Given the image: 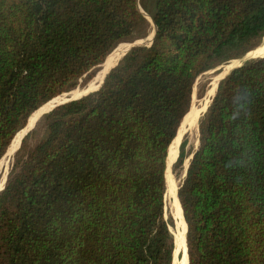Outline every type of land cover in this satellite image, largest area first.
Instances as JSON below:
<instances>
[{"label": "trees", "instance_id": "1", "mask_svg": "<svg viewBox=\"0 0 264 264\" xmlns=\"http://www.w3.org/2000/svg\"><path fill=\"white\" fill-rule=\"evenodd\" d=\"M143 7L153 44L45 115L47 135L10 172L0 264H174L171 146L198 79L263 44L264 0ZM148 29L140 0H0V161L32 114ZM192 155L177 191L187 264H264V57L220 82Z\"/></svg>", "mask_w": 264, "mask_h": 264}, {"label": "rangeland", "instance_id": "2", "mask_svg": "<svg viewBox=\"0 0 264 264\" xmlns=\"http://www.w3.org/2000/svg\"><path fill=\"white\" fill-rule=\"evenodd\" d=\"M143 5H146V7H148V10H152V8H153V0H140V10L142 11L143 14L145 13V15L147 17V21L149 22V29H148L147 36L145 38H140V40L138 41V43L141 44L142 46H146L149 43H151L152 38H151L150 41H149V38H150L151 35L153 37V34L154 33L152 31L155 32V28H153V26H152V19L149 16L150 14L145 11ZM263 43H264V41H263ZM131 45H132V41L122 43L111 54V56L108 59L107 65H108V63H110V67L113 66V65H115L117 63V61L123 56L124 50L127 49V48H130ZM254 57H258V56H254L252 54V56L248 55V56H246V57H244L242 59L233 60V61H231L229 63H226V64H223L220 67H218V68H216V69H214V70H212V71L204 74L203 76H201L198 79V81H197V83L195 85V89H194V103L196 102V105L199 108H201V106L203 105V101L205 100L206 93L209 91V94H210V92L213 90L217 78H218V84H219L221 82V80L233 68L238 67L240 65H243L245 62H247L250 59H253ZM105 67L102 68L103 69L102 71L105 70ZM100 72H101V68L96 69L94 79H92L87 84V86H85V87H78L76 90H74L72 92H69V93H65V94H70V93L72 94L75 91L76 92H80L82 90L85 91L84 89L90 88L92 86L95 87L96 84H97L96 83V80L99 79L98 78L99 77L98 74ZM203 88H205V91L204 92L201 91ZM82 93H78L76 95L77 96L76 98H78L79 95L81 97L83 95ZM63 95H61V96H63ZM65 101L66 100H63V101H61L58 104L64 103ZM58 104H56V105H58ZM193 106H195V105H193ZM193 106L191 108V111L193 109ZM43 118L40 121V123L38 124L37 128L35 129V131L25 140V142L23 143L20 151L9 160L10 162H8L6 164V168L4 166L0 168V180L1 179L3 180L5 175L8 178V175L14 169V166L16 164H18V166L22 165L24 163V161L26 160L27 156L29 155V153L32 152L34 150V148L36 147V145L47 135L48 122H46ZM182 125H183V123H182ZM187 126H190V119L189 118H187V119L185 118L182 132L179 135V137L175 140V142L173 143V145L171 146L170 153H169L168 172L170 171L169 173H171V175H172L174 181L177 183L178 187L180 186L181 181H182V179L184 177V171H185L186 167L188 166L189 159L191 158L190 155L199 146V131H198V133H195V128L189 130L187 128ZM193 138H194V140H193ZM18 144H19V142L14 144L13 150L12 151H9V154L10 155L18 148ZM182 152L185 155V163L183 164V169L182 168L177 169L176 168V165L178 163V160H179L180 155L182 154ZM166 204H167V207H166L167 208V213L169 215H172L174 217V215H175L174 208L172 206V202H171L170 198L169 199H166ZM172 232L174 234V237L176 236V233L179 232V229H178V226H177V221H176V218L175 217H174V227L172 228ZM186 246H187V244H186ZM184 253H185V248H184ZM187 255H188V252H187ZM185 257H186V255H185ZM175 261H174V264H181L183 262L182 253L180 251L175 255ZM184 264H186V262H184ZM188 264H189V261H188Z\"/></svg>", "mask_w": 264, "mask_h": 264}, {"label": "bare ground", "instance_id": "3", "mask_svg": "<svg viewBox=\"0 0 264 264\" xmlns=\"http://www.w3.org/2000/svg\"><path fill=\"white\" fill-rule=\"evenodd\" d=\"M144 15H145V13H144ZM146 16V15H145ZM153 22V21H152ZM152 25H153V28H155V25H154V23H152ZM154 34H153V37H152V35L150 36V38H149V41L151 40V38H152V41L154 40V37H155V33H156V29H155V32L154 31H152ZM151 41V42H152ZM129 48H127V49H125L124 50V52H123V55L125 54V52L128 50ZM252 54L254 55V56H263L264 55V43H263V45L260 47V48H258L257 50H255V51H253V52H251L249 55L250 56H252ZM111 55H109V57H110ZM109 57L107 58V60L105 61V63H104V65L102 66V68H104L105 66V70L104 71H102L101 73H100V75H99V79H98V82H97V84H96V86L95 87H90V88H88L87 90L86 89H84L85 91H80V92H74V93H70V94H64L63 96H60V97H58V98H56L54 101H52L49 105H47V106H43L42 108H40L39 110H37L34 114H33V116L31 117V119H30V124L31 123H33V122H35L42 114H44V113H46V112H48V111H50L51 109H53V107L56 105V104H58V103H60L61 101H63V100H67V99H76V95L78 94V93H82L83 95H85V94H90V93H94L95 91H97V89H98V87H99V85H100V83L102 82V80L104 79V77H105V75H106V73L109 71V69L110 68H112L113 66H111L110 67V63H108V65H107V62H108V59H109ZM112 63V62H111ZM221 80V79H220ZM219 80V81H220ZM97 81V80H96ZM217 86H218V78L216 79V83H215V86H214V88H213V90L210 92V94H211V96H213L214 94H215V92H216V89H217ZM82 95V96H83ZM78 98H80V95H79V97ZM202 107V106H201ZM44 111V112H43ZM40 112V113H39ZM37 113H39V114H37ZM199 114H200V112L193 106V109H192V111L190 112V114L186 117V119L187 118H189L190 119V127H192V128H194V127H196L195 128V133H198V131H199V129H198V125H197V120H198V117H199ZM185 121V120H184ZM183 121V122H184ZM183 125H184V123H183ZM192 134V133H191ZM198 135V134H197ZM21 136H22V134H20L16 139H15V141L13 142V144H12V146H11V150L9 149V151H12L13 150V147H14V144L15 143H18L19 142V144H20V139H21ZM193 140H194V138H193ZM192 140V141H193ZM19 144H18V146H19ZM192 144V143H191ZM6 161V160H5ZM5 161L3 162V164H5ZM10 162V161H9ZM2 164V165H3ZM2 165L0 166V168L2 167ZM8 168V167H7ZM187 168V167H186ZM186 170V169H185ZM170 172V171H169ZM168 172V191H167V199H169L170 198V200H171V202H172V206H173V208H174V213H175V215H174V217L176 218V221H177V226H178V229H179V232L178 233H176V236H175V242H176V251H175V255L180 251L181 253H182V257H183V262L181 263V264H184V262H186V264H187V261H186V257H185V255H186V235H187V232H186V235H185V230H184V225H183V219H184V216H183V212H182V209H181V207H180V204H179V201H178V199H177V191H178V185H177V183L174 181V179H173V177H172V175H171V173H169ZM185 172V171H184ZM5 178H6V175L4 176V179L2 180H0V190L2 189V187H3V185H4V182H5ZM185 221V220H184ZM187 226V225H186ZM184 248H185V253H184ZM176 262V261H175Z\"/></svg>", "mask_w": 264, "mask_h": 264}, {"label": "water", "instance_id": "4", "mask_svg": "<svg viewBox=\"0 0 264 264\" xmlns=\"http://www.w3.org/2000/svg\"><path fill=\"white\" fill-rule=\"evenodd\" d=\"M142 12V11H141ZM153 20V19H152ZM153 23H154V21H153ZM154 25H155V23H154ZM155 29H156V26H155ZM140 39H135V40H133L132 41V45L130 46V48L127 50V52L117 61V63L112 67V68H110L109 69V71L106 73V75H105V77H104V79L102 80V82L100 83V85H99V87H98V89H97V91H95L94 93H97L99 90H100V88L102 87V85H103V83H104V81H105V79H106V77H107V75L109 74V72L111 71V70H113V69H115L118 65H119V62L121 61V59L123 58V57H125L126 55H127V53L131 50V49H133L134 47H137V46H142L141 44H139L138 43V41H139ZM153 44V41L151 42V43H149L148 45H146V46H151ZM118 48V47H117ZM114 52V51H113ZM112 52V53H113ZM111 53V54H112ZM110 54V55H111ZM250 54V53H249ZM248 54V55H249ZM247 55V56H248ZM109 57V56H108ZM107 57V58H108ZM260 57H264V55L263 56H260ZM107 58H106V60H107ZM255 58H259V57H254L253 59H255ZM105 60V61H106ZM105 63V62H104ZM104 63L102 64V65H100V66H98L97 67V69H99V68H101V72H102V66L104 65ZM240 66H242V65H240ZM240 66H238V67H240ZM235 68H237V67H235ZM235 68H233L231 71H233ZM231 71L227 74V75H229L230 73H231ZM100 72V73H101ZM100 73L98 74V76L100 75ZM226 75V76H227ZM97 76V75H96ZM225 76V77H226ZM225 77L223 78V79H225ZM99 78V77H98ZM94 79V78H93ZM222 79V80H223ZM221 80V81H222ZM98 82V79H97V81H96V83ZM220 84V83H219ZM219 84H218V86H217V89H218V87H219ZM88 89V88H87ZM86 89V90H87ZM217 89H216V91H217ZM94 93H90V94H85V95H83V96H81L80 98H76V99H67L64 103H61V104H58V105H55L54 107H53V109H55L56 107H58V106H60V105H63V104H65V103H68V102H71V101H74V100H78V99H81V98H83V97H86V96H88V95H91V94H94ZM215 94H216V92H215ZM215 94L213 95V96H211V94H209V91L206 93V95H205V100L203 101V105H202V107L201 108H199L197 105H196V102L194 103V93H193V103H192V106L193 105H195L194 107L200 112V114H199V117H198V120H197V125H198V129H199V122H200V119H201V117L202 116H204L205 115V113L207 112V110H208V108H209V106H210V104H211V102H212V99L215 97ZM192 106H191V108H192ZM53 109H51L50 111H48V112H46V113H44V114H42L35 122H33V123H31L30 124V119H31V117L33 116V114L31 115V117L28 119V121H27V124L25 125V127L22 129V130H20L17 134H16V136L14 137V139H13V141H12V143H11V145H10V147L8 148V150H7V152H6V154H5V156L1 159V161H3V160H6L5 161V164H3L2 165V167L4 166L5 168H6V164L9 162V160L13 157V156H15L19 151H20V149H21V147H22V145H23V143L25 142V140L35 131V129L37 128V126H38V124L40 123V121L42 120V118L45 116V115H47L48 113H50ZM190 111H191V109H190ZM189 111V112H190ZM187 116V115H186ZM185 116V117H186ZM185 119V118H184ZM184 121V120H183ZM183 123V122H182ZM182 126V125H181ZM187 128L189 129V130H191V129H194V128H196V127H194V128H192V127H190V126H187ZM20 134H22V136H21V139H20V144H19V146H18V148L10 155L9 154V149L11 148V146H12V144H13V142L15 141V139L20 135ZM192 157H193V155L191 156V158H190V160L192 159ZM1 161H0V163H1ZM188 165H189V162H188ZM187 169H188V166H187V168H186V171H185V174H184V177H186V173H187ZM7 170V169H6ZM9 176V175H8ZM7 181H8V178L6 177V179H5V182H4V185H3V187H2V189L0 190V193L5 189V186H6V184H7ZM179 188H180V186L178 187V190H179ZM177 196H178V192H177ZM187 229H188V227H187ZM188 231V230H187ZM186 244H187V236H186ZM187 252H188V250H187Z\"/></svg>", "mask_w": 264, "mask_h": 264}]
</instances>
